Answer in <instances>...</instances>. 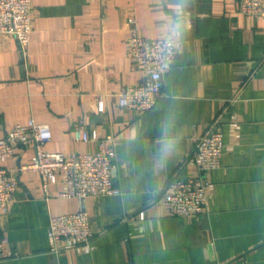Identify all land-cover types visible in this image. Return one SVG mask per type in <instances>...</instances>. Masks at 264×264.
Returning <instances> with one entry per match:
<instances>
[{"label": "crops", "instance_id": "crops-1", "mask_svg": "<svg viewBox=\"0 0 264 264\" xmlns=\"http://www.w3.org/2000/svg\"><path fill=\"white\" fill-rule=\"evenodd\" d=\"M30 44L0 34V137L34 119L51 126L52 152H96L115 137L111 179L120 194L92 196L90 245L54 250L51 215L75 212L76 198H46L31 161L33 143L3 161L19 178L0 238L15 256L0 264H264V16L239 0H33ZM136 31L178 44L156 106L143 113L119 104L123 85L147 73L132 68ZM101 104L103 107L101 108ZM224 132L222 164L210 172L199 214L168 213L162 189L196 173L186 162L190 137ZM89 139H76V131Z\"/></svg>", "mask_w": 264, "mask_h": 264}, {"label": "built area", "instance_id": "built-area-1", "mask_svg": "<svg viewBox=\"0 0 264 264\" xmlns=\"http://www.w3.org/2000/svg\"><path fill=\"white\" fill-rule=\"evenodd\" d=\"M239 11L247 16H264V0H239ZM35 16L33 0H0V34L16 38L23 50L30 44ZM132 68L147 73V79L137 85H123L119 92L121 107L141 113L156 106L163 89V75L175 63L178 44L169 37L150 38L134 31L129 39ZM103 105L101 104V108ZM48 123L30 119L16 123L0 137V208L8 212L18 190L15 171L3 164L12 157L18 145H35L30 162L20 164V172H36L41 177L46 198L52 196L53 184L61 183L59 197L76 198L80 207L75 212L51 215L48 236L54 250L70 249L77 245H90L94 236L88 210L92 196L120 194L111 179L115 166V137L111 134L101 139L96 152L47 151L44 145L52 140ZM76 139L87 141V131H76ZM190 140L192 149L186 162L195 165L196 173L185 179L174 178L162 189V201L171 215L183 218L203 211L211 186L209 174L218 169L225 152L224 132L215 123L202 134L194 133ZM15 256L7 236L0 238V263Z\"/></svg>", "mask_w": 264, "mask_h": 264}, {"label": "water", "instance_id": "water-1", "mask_svg": "<svg viewBox=\"0 0 264 264\" xmlns=\"http://www.w3.org/2000/svg\"><path fill=\"white\" fill-rule=\"evenodd\" d=\"M19 180V178H17Z\"/></svg>", "mask_w": 264, "mask_h": 264}]
</instances>
